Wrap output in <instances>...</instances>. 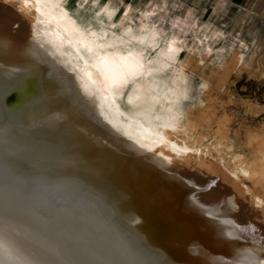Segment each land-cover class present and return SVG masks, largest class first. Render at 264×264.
<instances>
[{"label":"bare ground","instance_id":"1","mask_svg":"<svg viewBox=\"0 0 264 264\" xmlns=\"http://www.w3.org/2000/svg\"><path fill=\"white\" fill-rule=\"evenodd\" d=\"M72 3L0 0V264H261L264 172L239 153L221 181L183 171L203 100L186 44L80 0L114 27L90 43Z\"/></svg>","mask_w":264,"mask_h":264},{"label":"rangeland","instance_id":"2","mask_svg":"<svg viewBox=\"0 0 264 264\" xmlns=\"http://www.w3.org/2000/svg\"><path fill=\"white\" fill-rule=\"evenodd\" d=\"M100 1L104 6L117 10L122 30L129 25L136 29L142 25H150L163 36L179 35L178 44H186L183 59L188 70L192 71L196 90L203 100L199 109L197 108L195 121L198 124L192 134L193 139L190 140L199 154L190 161L193 166H185V174H198L202 178V175L208 176L211 172L210 177L204 175L203 178L212 179L214 175L221 181L228 174L223 161L227 160L229 166H234L232 157L237 153L241 154V160L246 161V166L264 172V61L260 60L258 1L251 0L247 5L238 0ZM70 2L78 8H63L62 12L74 26L76 36L84 35L90 43H94L96 40H105L109 34L114 33V27L104 32L105 26L97 24V20L91 15V5L84 8L79 6L80 0ZM16 6L19 7L18 4ZM195 28L198 31L197 37L193 36ZM209 44L212 51L208 50ZM203 82H206V86L199 87ZM127 92V88H123L116 94L122 107L126 106ZM191 102L192 99L187 100V103ZM208 111L217 116L214 117ZM209 120L212 123L210 130ZM220 142L222 146L218 144ZM195 165L201 171L204 168V172L199 174L200 169H195ZM209 165L214 171L215 168L218 169L211 171ZM219 170L224 173L220 174ZM231 264L244 263L232 260Z\"/></svg>","mask_w":264,"mask_h":264},{"label":"crops","instance_id":"3","mask_svg":"<svg viewBox=\"0 0 264 264\" xmlns=\"http://www.w3.org/2000/svg\"><path fill=\"white\" fill-rule=\"evenodd\" d=\"M237 1V0H236ZM242 4L247 5L251 0H238ZM258 1V12L257 15L259 16V45H260V60L264 61V0H257Z\"/></svg>","mask_w":264,"mask_h":264},{"label":"snow or ice","instance_id":"4","mask_svg":"<svg viewBox=\"0 0 264 264\" xmlns=\"http://www.w3.org/2000/svg\"><path fill=\"white\" fill-rule=\"evenodd\" d=\"M29 2V0H25V3L27 4ZM51 0H34V3L37 4V5H40V4H43V3H50ZM37 12L40 11V8L37 7L36 9ZM261 264H264V261H261Z\"/></svg>","mask_w":264,"mask_h":264}]
</instances>
